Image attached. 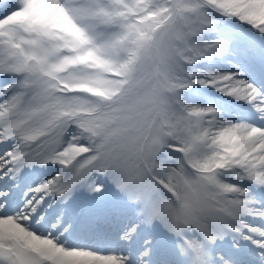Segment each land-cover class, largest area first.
<instances>
[{"label": "snow or ice", "instance_id": "1", "mask_svg": "<svg viewBox=\"0 0 264 264\" xmlns=\"http://www.w3.org/2000/svg\"><path fill=\"white\" fill-rule=\"evenodd\" d=\"M0 264H264V0H0Z\"/></svg>", "mask_w": 264, "mask_h": 264}]
</instances>
